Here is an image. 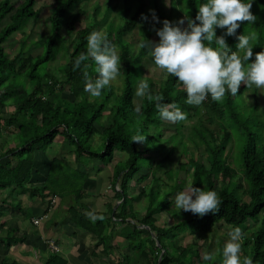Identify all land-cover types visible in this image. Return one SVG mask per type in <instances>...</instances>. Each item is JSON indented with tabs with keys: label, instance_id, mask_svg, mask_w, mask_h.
<instances>
[{
	"label": "trees",
	"instance_id": "1",
	"mask_svg": "<svg viewBox=\"0 0 264 264\" xmlns=\"http://www.w3.org/2000/svg\"><path fill=\"white\" fill-rule=\"evenodd\" d=\"M37 1H0V24L8 18L0 29V218L2 211L23 212L24 205L16 199L18 196L39 198L46 205L44 214L52 207V197L68 200L70 206L61 226L73 228L72 236L78 233L79 240H83L84 235L92 238L94 250L88 254L87 264H221L222 249L218 251V259L204 261L196 245L178 246L180 235L188 232L207 240L218 224L234 229L252 222L258 226L250 238L241 241L242 258L251 257L253 264H264V217L261 218L264 214V107L259 116L257 100L253 105H246L242 99L246 109L243 112L234 102L248 88L241 85L237 96L226 92L219 102L212 101L209 96L202 105L191 106L185 103L187 94L177 78L166 71L159 82L147 78L151 94L161 95L162 103H174L187 114L186 120L173 123L174 133L165 137L164 132L170 122L160 119L155 102H149L145 97L140 99L138 107L135 105L134 93L142 77V62L148 55V49L139 46L135 51L131 49L132 44L124 39L142 22L143 2L148 0H133L139 3L133 15L129 14L131 0H125L126 8L117 16L122 15L124 20L116 30L105 22L111 13L109 7L104 20L99 19L98 8L93 9L91 21L79 29L77 25L87 12L78 7L85 0H54L48 16V34L38 42L41 46L44 44L41 54L32 56L23 49L22 44H26V35H23L20 49L15 57L10 58L4 44L14 33H23L30 19L38 18L34 9ZM188 1L189 16L195 19L198 7L206 0ZM158 2L154 0L149 5L155 15L175 24L179 20L177 13L173 14L170 9L165 14ZM262 2L264 4V0ZM244 23H241L237 35L245 34ZM148 26L149 29L143 25L140 44L141 40L149 41ZM260 26V30H253L254 33L257 31L252 47L253 59L256 53L264 50V24ZM101 30L120 50L122 86L116 92L110 84L97 98L84 91V64L89 65L86 69L89 78L95 80L98 73L95 72L94 61H84L79 69H74L73 62L81 53L87 52V37L93 31ZM226 41L232 51H238V40L227 37ZM61 53L68 57L58 70L62 78L47 70L41 72V66L55 62ZM240 54L242 57L243 52ZM138 63L141 65L137 66ZM20 79L29 82V87L25 88L23 82L24 86H21L18 83ZM252 96L257 97L256 88ZM9 108L12 111L4 116ZM136 108L140 109L139 114ZM191 119H195V123L191 125L188 143H185L182 142V130L184 122ZM252 124L256 131L251 130ZM232 128L244 138L241 166L246 188L242 184L237 185V171L226 155ZM6 134H14L13 146L7 144ZM137 134L146 136L144 143L132 142L131 138ZM58 138H61V149L73 156L74 168H70L62 154L52 160L47 158L46 152L55 146ZM115 153L126 156L125 161L113 166L111 174L113 199L119 205L107 204L103 212L95 213L104 219L93 222L86 216L90 209L83 203L89 174L91 171L100 172L102 167L111 164ZM174 153L178 154L175 168L163 171L165 181L159 176L164 169L161 158H170ZM69 168L72 173L66 176ZM78 173L81 179L76 177ZM180 173H184L186 178H181ZM148 177L147 191L139 190V195L147 200L145 212L139 216L133 210L129 190L131 183L137 185ZM186 180L189 186L213 190L218 194L221 201L218 213L203 217L191 214L170 227H159L155 216L167 211L171 198L182 191ZM243 196L248 200H242ZM4 227L5 223H0L1 231ZM17 233V228H7L6 239L0 236V264H20L2 256L1 250L25 241V238L20 241L14 239ZM81 247L80 252L84 248L83 245ZM98 248H101L99 253ZM115 250L122 253L116 261L111 260V253ZM84 252H81L82 259ZM44 264H68V260L59 253L50 252Z\"/></svg>",
	"mask_w": 264,
	"mask_h": 264
},
{
	"label": "clouds",
	"instance_id": "2",
	"mask_svg": "<svg viewBox=\"0 0 264 264\" xmlns=\"http://www.w3.org/2000/svg\"><path fill=\"white\" fill-rule=\"evenodd\" d=\"M251 8L252 3H244L243 0H206L198 7L195 19L185 15L175 24L165 19L162 28H154L158 42L145 40L140 47L148 49V55L159 69L177 78L187 94L185 103L188 105L200 106L209 96L212 101L219 102L226 92L237 96L241 85L264 89V50L256 53L253 59L255 33L237 35L241 23L252 25L256 22L257 17L251 13ZM142 19L147 20V17L142 16ZM153 20L160 22L154 14ZM216 29L226 31L217 36ZM226 37L238 40V51L229 48ZM89 59L94 61L98 76L95 80L89 78L86 71L89 65L84 64V91L90 97L98 98L102 90L120 75L121 59L107 35L98 31L87 37V52L75 58L74 69L81 68L82 63ZM134 95L141 100L147 97L149 102H155L163 121L178 123L187 119V114L176 104L162 103L161 95L151 94L146 76L139 78ZM136 112L139 114L140 109L136 108ZM131 139L135 143H144L146 136L137 134ZM220 203L215 191L190 185L175 195L172 205L180 211L203 217L218 213ZM86 216L93 222L104 219L92 211ZM228 236L222 249L221 264H253L251 257L241 258L242 229L236 227L228 232ZM202 259L213 261L215 252L202 253Z\"/></svg>",
	"mask_w": 264,
	"mask_h": 264
},
{
	"label": "rangeland",
	"instance_id": "3",
	"mask_svg": "<svg viewBox=\"0 0 264 264\" xmlns=\"http://www.w3.org/2000/svg\"><path fill=\"white\" fill-rule=\"evenodd\" d=\"M2 1V0H0ZM11 3H17L18 0H9ZM63 1V0H61ZM125 0H85L84 3H82L81 5H79L78 9L82 8L84 9L87 14L85 16H83L82 18V22L80 24L77 25V28L81 29V27L87 23L91 21V16H92V10L95 8H98V16L99 19L104 20L105 15H106V11H107V7H109L110 10V14L107 17V19L105 20L107 26L112 24L114 26V30H116L118 27L122 26L124 17L119 16V18L117 17L118 15H120V12L124 11V8H126L125 6ZM131 0L130 2V11L129 14L133 15L134 12L136 11V9L139 7V3L136 1ZM154 0H148V1H144V10L143 16L147 17V20H143L140 23L139 27H137V29H135L132 33L128 34L126 37H124V39L129 43L132 44L131 45V49H134L135 51H138L137 49H139L140 46V39L142 37V28L143 25L146 24V27H148L147 29H149L150 25V34H149V41H153V42H158L159 37L156 35V32L154 31L155 29H160L162 28L163 24V20H161L157 15H155L153 9L151 8L150 3L153 4ZM244 3H252V8L250 9L251 13L257 17V20L254 24L249 25L247 22V27H246V22L243 24L244 30H245V34H250L251 32H253V30L255 31L257 29L260 30V28L263 26H260L261 23L264 24V4L262 2V0H243ZM159 7L161 8V10L166 14L169 13V10H172V13L178 15L179 20L182 19L185 15L189 16V11H190V6H189V1L188 0H159L158 2ZM54 7V0H39L35 3L34 9L35 11L38 12V18L35 19H30L28 21L27 26L25 27V29L23 30V33H14L12 35V37L4 44L5 47V52L6 54L10 57L13 58L16 56L18 50L20 49L19 43L21 42L23 35H26L25 39L26 41H24L26 44H22V47L25 51H27L30 55L32 56H37L39 54H41L43 48H44V44H42V46L38 43L39 40H42L47 34H48V30H49V25H48V16L52 10V8ZM153 14L155 15V17L158 18V20L160 21L159 23L155 22L153 20ZM174 16V15H173ZM8 22V18L3 22V24ZM3 24H0V29L5 26ZM186 27V24L184 25ZM100 30V29H99ZM226 31V29L222 30V29H216V35L220 36V34H223V32ZM256 31V32H257ZM22 32V31H21ZM101 32L103 34H105V32L98 31ZM255 32V33H256ZM145 40V39H143ZM227 40V37H226ZM142 43V40H141ZM255 43V40L252 41V47ZM211 46V45H209ZM130 47V46H129ZM116 49L120 55V50L117 48ZM241 55V54H240ZM68 57L66 54H59L56 61L47 64L46 66H41L40 70L41 72L44 71H49L51 74H54L57 77L62 78L63 75L61 76V73L59 70V68H61L67 61ZM250 62V61H249ZM142 68H143V73H142V77L146 76V78L151 79L154 82H159V80H161L164 75H165V71L159 69L155 64L154 61L152 59L151 56L147 55L144 58V61L142 62ZM141 64L138 63L137 66H140ZM40 76H42V74H40ZM22 79L19 80L18 83H20L21 86L25 85V88L29 87V82L24 80V85L22 83ZM139 83V82H138ZM137 83V85H138ZM110 84H112L115 88H116V92L119 91L120 87L122 86V77L119 75L115 80L111 81ZM136 85V88H137ZM20 86V87H21ZM256 87L253 86L251 88H248L247 91L243 94L242 97H237L235 98V105L238 107L239 111H246V109H244V102L246 105H253L254 101L257 100L258 103V110L257 113L259 116H261L262 114V108L264 107V89H258L256 88L257 91V97L254 98L252 96V92L253 89H255ZM243 99V100H242ZM140 103V98L135 97V105L138 107ZM12 111L11 108H9L8 110L6 109V113H3L4 116L7 115V112ZM249 112V110H248ZM247 113V112H246ZM169 124V122H167ZM195 123V119H191L189 121L184 122V129L182 130L183 133V140L182 142L188 143V135H189V129L191 127L192 124ZM168 127L166 128V131L164 132V136H169L171 134L174 133V124L170 123L169 125H167ZM101 128L99 129V131L101 132ZM251 130L256 131L254 125L252 124L251 126ZM231 142L229 144L228 150L226 152V155L228 157V161L231 164V166L233 167V169H235V171H237V185L238 184H242L244 186V188H246V185L244 183V177L242 176V166H241V149L242 146L244 144V138L240 135L239 132H236L233 128L231 130ZM5 140H7V144L9 146H13L14 142H15V137L14 134H10V135H4ZM59 140V141H58ZM60 140L61 138H58L57 141L55 142V146L51 149H49L46 152V156L49 157L50 160H52L54 157H60L61 154L62 156H65V158H67L68 162H69V166L70 168H74V164L72 162V157L71 155L67 154L64 150L61 149L60 147ZM95 141H98V137L95 138ZM202 151V150H201ZM177 155L176 153H174L170 158L167 157H163L161 158V162L164 165V169L162 171H160L159 176L165 180L164 175H162L163 171L168 170V169H172L175 168V161H177ZM126 156L124 154H120V153H115V158L114 161L109 164L108 166L104 167L102 172H98V171H91L90 172V178L88 180V182L90 183V186L94 185L95 188L93 189H88V193H94V192H98V197L97 199L95 198L94 200L92 199H88V200H84V202L87 204V207L90 209V211L97 213V210H103L104 208V203L105 200H101L100 196L101 195H105L104 198L109 197L111 204L115 205L117 204V201H114L113 199V192L111 189V174H112V169L113 166L117 163V162H123L125 161ZM93 166L95 165V163L92 164ZM69 168V169H70ZM97 168H100L99 166H97ZM65 169V167H64ZM67 172H65V175H69L70 173H72V170L70 169ZM80 174L83 175L82 171H78ZM75 173V172H74ZM78 173V175L76 176L78 179H81V175ZM180 177L183 179L186 178V176L184 175V173H180ZM166 181V180H165ZM149 183H150V177H148L146 180L140 182L139 184L135 185L133 183H131V188L129 190V195L130 197L133 199L132 200V204H133V210L135 212L138 213L139 216H141L142 214H144L145 212V206L147 205V200L145 199V197L140 196L139 195V190L140 188H143L144 192L147 191L148 187H149ZM92 184V185H91ZM189 186V181L186 180L185 183L182 184V191ZM231 188H233V185H231ZM231 188H229L231 190ZM94 190V191H93ZM175 195L171 198V205L170 207L167 209V211H165L162 214L156 215L155 218L157 219V225L159 227H170L173 224H175L176 222H180L182 220H184V218H189L191 216L192 213L190 212H183V210H179L176 209L175 207H173V200H174ZM49 200V198L47 199ZM242 200L247 201V197L243 196ZM70 206V203L68 200L66 199H59L57 200L55 206H53L52 208H55V212L53 214V218L56 216L57 219L62 220L64 215H65V210L68 209ZM27 210V211H26ZM53 210V209H52ZM26 211V215L23 216V220H21L20 218V223L23 224L24 228L28 231H35V229L33 227H31L30 222H29V218L32 216V213H30V209L28 210L27 208H25L23 210V212ZM264 217V214H262L261 218ZM64 220V219H63ZM41 222H43V220H41ZM45 222V221H44ZM44 224V223H43ZM48 226V225H47ZM258 226V224H254L252 222L247 223L246 225L242 226L241 229L244 233L243 239L244 238H250V234L253 232V229H255ZM233 228H229L227 226H224L223 224H218L215 226V228L213 229V232H210V234L207 236V240H204V238H202L201 236H195V235H190L188 232L185 234H181L180 235V241L178 242V246L181 247H187L188 245H196V247L198 248L199 251V255L200 258L202 259V253L204 252H215V259H218L217 255H218V251L220 249H223L225 243L228 241L229 236H228V232L230 230H232ZM47 232L45 231V233H48V235L50 237H53L54 239L52 240H57L59 243H63L65 246H68L69 249H67V251L65 252L66 255H70L72 257V255H77V251L79 248L80 250L82 249V245L84 247V251L86 253H91L94 250V241L92 240V238L88 235H84L83 240H79L78 238L72 236V228L68 227V226H64L62 228V233H64L65 238H58L55 235V229H48L47 228ZM2 231H4L2 229ZM67 235V236H66ZM55 241V243L57 242ZM119 241V239L117 240V242ZM78 243V244H77ZM115 243V241H114ZM55 245V244H54ZM81 245V246H80ZM56 246V245H55ZM82 250V251H83ZM81 251V252H82ZM101 251V248H98L97 253H99ZM249 251V249H248ZM121 252H118L115 250V252L111 253V260H115L118 258L119 255H121ZM71 257H69V260L71 259ZM241 258H242V253H241ZM119 259V258H118ZM221 261V259H219ZM70 262H72V260H70ZM95 263V262H94ZM101 264H106L105 262H98ZM71 264H74L73 262ZM76 264H87L85 261L84 262H77Z\"/></svg>",
	"mask_w": 264,
	"mask_h": 264
},
{
	"label": "crops",
	"instance_id": "4",
	"mask_svg": "<svg viewBox=\"0 0 264 264\" xmlns=\"http://www.w3.org/2000/svg\"><path fill=\"white\" fill-rule=\"evenodd\" d=\"M47 158L49 159L48 156ZM103 168L104 167L101 168L100 172H102ZM88 179H91L90 174H89ZM87 183L88 185L85 189L86 198L84 200H88V199L94 200L95 198L97 199V197L99 196L98 192L88 193L87 191L88 189L95 188L94 185L91 184L92 186H90V183L89 182ZM104 196L105 195L100 196L102 201L105 200L104 208L103 210H97L98 211L97 213L103 212L106 209V205L111 203L109 197L104 198ZM56 198L57 200H59L58 197ZM16 199L23 202L24 209L25 208H27L28 210L30 209V213H32V216L29 218V222H30L31 227H33L35 231L32 232V231L26 230L23 224L20 223L21 222L20 218L21 220H23L22 218L23 216L26 215L27 210L24 212L22 211L12 212L10 210L2 211V217L0 218V223H5V227L3 228L4 231L0 230V236L2 237V239L4 240L6 239V229L7 228H17L18 233L16 234L14 239L20 241L21 238H25V241L23 243L20 241L19 243L15 245L12 244L7 250L1 249L2 256H5L10 260L17 261L20 264H44V262L47 259V256L51 252L48 248V243L53 242L59 250L58 253L63 255L68 260V264H71L72 262L74 264H76L77 262L79 263L84 262V261L86 263L88 262L87 261L89 257L88 253L84 252L85 253L84 259L80 258L82 253L80 252L79 249L76 250L77 255H72V257L70 255H66L65 252L67 251V249H69L68 246H65L62 242L59 243L57 240H55L58 242V244H56L55 241L52 240L54 238L50 237L48 233H45V231L46 232L48 231L47 228L48 229L51 228V229L56 230L54 233L58 238H62V237L65 238L64 233H62V228L64 226H61V222L65 218L66 210H65V215L63 219L60 220V219H57L56 216L54 218L52 217L55 212L56 207L54 208L51 207V209L47 212V214H44V211L46 210V205L40 202L39 198L37 197L29 199L26 196H18ZM83 203L87 205L84 201ZM36 219L39 220V224L37 226H34L32 222ZM41 220H43V222H41ZM51 222L55 224L53 225ZM77 236H78V233L76 234L75 237L77 238ZM69 257H71L70 260H72V262H70ZM94 264H101V263L95 262Z\"/></svg>",
	"mask_w": 264,
	"mask_h": 264
},
{
	"label": "built area",
	"instance_id": "5",
	"mask_svg": "<svg viewBox=\"0 0 264 264\" xmlns=\"http://www.w3.org/2000/svg\"><path fill=\"white\" fill-rule=\"evenodd\" d=\"M56 202H57V198H56L55 196L52 197V198L50 199V205H51L52 207L55 206ZM32 224H33L34 226H37V225L39 224V220H38V219L34 220V221L32 222ZM48 248H49V250H50L51 252H55V253H58V252H59L58 248L54 245L53 242H49V243H48Z\"/></svg>",
	"mask_w": 264,
	"mask_h": 264
},
{
	"label": "water",
	"instance_id": "6",
	"mask_svg": "<svg viewBox=\"0 0 264 264\" xmlns=\"http://www.w3.org/2000/svg\"><path fill=\"white\" fill-rule=\"evenodd\" d=\"M119 205V202L116 204V207ZM145 229H147L149 231V228L148 227H145ZM157 244V242H156ZM158 245V244H157Z\"/></svg>",
	"mask_w": 264,
	"mask_h": 264
}]
</instances>
